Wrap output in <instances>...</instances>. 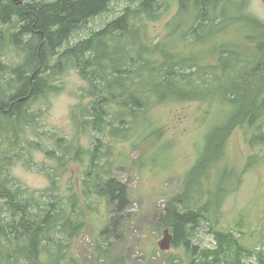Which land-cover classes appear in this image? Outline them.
Segmentation results:
<instances>
[{"label": "trees", "instance_id": "obj_1", "mask_svg": "<svg viewBox=\"0 0 264 264\" xmlns=\"http://www.w3.org/2000/svg\"><path fill=\"white\" fill-rule=\"evenodd\" d=\"M112 1L60 0L38 10L33 2L24 7L13 0H0V24L9 30L4 41L23 55L19 64L0 70V90L2 84L16 89L11 97L0 96L3 132L34 121L36 115L39 118V113L32 114L35 105L46 92L59 91L55 81L66 68H75L87 82L82 99L89 102L73 108L71 118L76 129L92 136L83 181L85 194L88 197L92 192L108 207L114 206V230L103 231L108 234L129 216L131 204L127 186L109 176L111 141L129 140L139 129L140 141L152 135L160 140V129L147 117L151 109L167 102L222 105L225 117L208 129L181 191L168 199L160 221L173 236L172 247L184 249L187 264H249L242 257L253 254L229 232L212 230L216 242L212 250L196 240L202 224L211 227L212 213H219L241 182L242 171L229 165L226 157L234 132L248 129L251 144L257 140L264 147V23L247 14L236 0H179L177 20L170 27L174 36L179 35L183 23L178 18L193 21L189 26L193 46L206 44L234 23H242L250 33L244 45L214 46L210 53L185 57L146 41L147 25L160 21L163 15L162 0H124L129 8L122 15L88 39L61 50L82 30L84 21L110 12ZM244 46L253 48L252 52ZM10 101L11 114L4 115ZM14 132L20 135L16 129ZM45 136L54 141L47 155L65 166L72 144L56 134ZM8 142L9 150L26 151L25 144L41 149V144H31L24 136H14ZM82 153L78 150L76 160ZM3 157L8 158L6 154ZM2 171L0 166V264H63L86 227L80 199L64 202L53 175L42 168L39 171L52 183L41 193L17 186L16 180L8 174L4 177ZM231 181L237 188L224 191ZM258 264H264L262 257Z\"/></svg>", "mask_w": 264, "mask_h": 264}, {"label": "rangeland", "instance_id": "obj_2", "mask_svg": "<svg viewBox=\"0 0 264 264\" xmlns=\"http://www.w3.org/2000/svg\"><path fill=\"white\" fill-rule=\"evenodd\" d=\"M162 2L161 20L149 23L146 29V41L152 43L153 47H166L188 57L199 52L210 53L214 46L244 45L246 36L250 34L245 25L234 23L206 44L193 46L189 35L193 21L186 22L187 18L179 17L183 23L179 35L174 36L170 27L177 20L180 1ZM236 2L242 5L247 14L264 23V0ZM120 15V7H111L107 15L97 18L92 24L90 22V25L98 30ZM90 25L88 29L76 33L69 45L88 38ZM6 32H9L8 28L0 24V70H4L6 65L19 64L23 57L8 41L5 43ZM243 49L253 50L246 46ZM71 71L78 74L75 68H66L55 81L59 91L46 92L35 105L32 114L39 113V118L36 115L34 121L28 120L14 128L20 135L14 129L9 133L3 132L4 122H0V166L4 177L8 174L16 180L17 186L41 193L52 183L49 176L39 171L42 168L53 175L52 180L57 182L65 202L74 197L80 199L86 227L72 243L63 264H170L171 261L174 264H187L184 249L172 247L167 252L160 250L159 243L167 230L162 227L160 216L168 199L181 191L183 178L196 161L208 129L221 116L225 117L224 107L207 102H167L151 109L147 117L154 128L160 129L157 131L161 133L160 140L152 135L140 141L142 130L139 129L129 140L111 141L107 159L111 163L109 176L127 186L131 204L127 210L129 216L119 221L115 232L105 234L103 231L107 229L114 230L111 219L116 217L115 208L108 207L103 199L92 192L88 197L85 194L83 181L90 163L87 151L91 150L92 136L75 128L71 111L80 102L88 103L89 99H82L87 86L71 87L65 81V76ZM247 130L242 127L234 132L226 147L228 164L242 171L238 189L227 198L218 214L212 213L211 227L208 223L202 224L196 243L212 250L216 246L212 230L229 232L244 249L253 254L251 257H247V254L243 256V261L258 264L260 257L264 259V147L257 140L251 144L252 132ZM45 134L66 137L72 144V153L67 156L65 166L62 167L47 155V151L54 148V141ZM14 136H24L31 144L39 143L41 149L37 145L31 147L25 144L26 151L9 150L8 139ZM80 149L83 153L76 160L75 154ZM4 154L8 158L5 159ZM29 159L32 160L30 166L27 163ZM206 187L207 183L204 182L203 189L206 190ZM233 188H237V185L231 181L224 191Z\"/></svg>", "mask_w": 264, "mask_h": 264}, {"label": "bare ground", "instance_id": "obj_3", "mask_svg": "<svg viewBox=\"0 0 264 264\" xmlns=\"http://www.w3.org/2000/svg\"><path fill=\"white\" fill-rule=\"evenodd\" d=\"M14 1V3L15 4H17V5H24V7L25 6H27L28 4H31L32 2L34 3V4H36L37 5V8H38V10H40L42 7H45V6H48V5H51V4H54V3H56V2H58V1H60V0H13ZM125 4V6H123L122 7V5H124ZM111 7L114 9L115 7H120L121 8V15H122V13H124V11L127 9V8H129V5H128V3H126L124 0H122V1H118V0H114V1H112V2H110V9H111ZM37 10V9H36ZM37 10V11H38ZM107 13H109V11L108 12H106V13H102L100 16H97L96 18L94 17L92 20L91 19H87L86 21H84L83 23H82V25H81V28L82 29H88V25H90V22H91V24H92V22H94V20H96L97 18H99V17H102V16H104V15H107ZM2 25V24H1ZM4 26V25H3ZM90 33H89V31H88V33H89V35L87 36L88 38L89 37H91V36H93L94 34V32H97V31H99L100 29H102V28H100V29H98V30H94L93 28H92V26L90 25ZM88 38H86V39H88ZM72 39V38H71ZM85 39V40H86ZM71 41L69 40V42L67 43H65L64 45H63V48H67V46L69 45V43H70ZM80 42V41H79ZM79 42H76V43H74V44H72V45H70V46H74V45H76V44H78ZM62 48V49H63ZM61 49V50H62ZM4 70H6V69H4ZM15 88H13V87H10V86H6V85H4V84H2V87H1V90H0V96H6V97H11L13 94H15ZM12 101H10L9 103H8V105L6 106V111H5V114L4 115H6V114H8V115H10L11 114V108H12ZM65 202V201H64Z\"/></svg>", "mask_w": 264, "mask_h": 264}, {"label": "clouds", "instance_id": "obj_4", "mask_svg": "<svg viewBox=\"0 0 264 264\" xmlns=\"http://www.w3.org/2000/svg\"><path fill=\"white\" fill-rule=\"evenodd\" d=\"M65 81L71 87H86L87 86V82L84 81L82 78H80L79 75L75 71L69 72L65 76Z\"/></svg>", "mask_w": 264, "mask_h": 264}, {"label": "water", "instance_id": "obj_5", "mask_svg": "<svg viewBox=\"0 0 264 264\" xmlns=\"http://www.w3.org/2000/svg\"><path fill=\"white\" fill-rule=\"evenodd\" d=\"M163 235H164L163 239L159 243V248L161 251L167 252L170 250V248L172 246L173 236H172V234H170L169 230H165Z\"/></svg>", "mask_w": 264, "mask_h": 264}]
</instances>
